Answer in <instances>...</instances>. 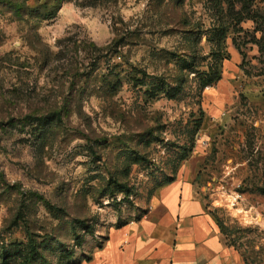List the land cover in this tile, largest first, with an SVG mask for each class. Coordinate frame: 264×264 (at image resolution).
Instances as JSON below:
<instances>
[{
  "label": "rangeland",
  "instance_id": "374dc122",
  "mask_svg": "<svg viewBox=\"0 0 264 264\" xmlns=\"http://www.w3.org/2000/svg\"><path fill=\"white\" fill-rule=\"evenodd\" d=\"M44 2L57 8L28 5ZM9 9L0 264H20L32 241L37 264H68L69 253L90 264L180 172L226 241L264 264V0H63L48 21Z\"/></svg>",
  "mask_w": 264,
  "mask_h": 264
},
{
  "label": "crops",
  "instance_id": "0c3cea01",
  "mask_svg": "<svg viewBox=\"0 0 264 264\" xmlns=\"http://www.w3.org/2000/svg\"><path fill=\"white\" fill-rule=\"evenodd\" d=\"M90 264H247L191 173L157 187L139 219L112 230Z\"/></svg>",
  "mask_w": 264,
  "mask_h": 264
},
{
  "label": "trees",
  "instance_id": "16d2710c",
  "mask_svg": "<svg viewBox=\"0 0 264 264\" xmlns=\"http://www.w3.org/2000/svg\"><path fill=\"white\" fill-rule=\"evenodd\" d=\"M62 1L63 0H57L58 4H57V8H55V9H52V7H50L48 5L49 4L48 2H44L43 4H38L37 7H31L30 5H28V0H25V2H21V3L19 2V0H0V5H2V6L4 5V6L9 7L10 8L9 10L12 11L13 13L17 14V15H19V14L21 15V13L25 12L24 14L27 13L30 16L36 17L38 20L48 21V20H53L56 17L57 12L59 10L58 8H59V6H61ZM246 1H254V0H246ZM152 91L155 92L153 89H152ZM168 95L174 96L175 95V88L169 89ZM54 113L55 114L52 115L50 118V120L52 121V124H53V125H50V130L52 128H54V126L57 122L61 121V116H59V114H57L60 112H54ZM44 118L45 117L36 118V117L28 116V118H26V121H28L27 119H29V120H43ZM17 122H21V121H17ZM174 180H175V175L168 178L166 181L162 182L159 186H163V185L168 184ZM131 192L132 191L130 189H127L126 190L127 196L130 195ZM144 212H145V210L143 211V213ZM140 216L137 219H139ZM128 223H129V221L123 222L120 225H118L116 228H120V227H122ZM218 223L220 224V222H218ZM84 226H85V229L87 231H89L91 229V226H89L88 224H86V225L84 224ZM220 227L222 228L221 224H220ZM77 239H78L79 244L83 245V239L78 234H77ZM41 248H42L41 245L36 243V241H32L31 242V248L29 249V252H28L26 258L20 264H37V262L39 261V258L43 256V252H42ZM92 256L93 255L89 256L84 261H88V262L91 261ZM66 259H67L68 264H82L83 263V259H77L76 254H74V253H69L67 255Z\"/></svg>",
  "mask_w": 264,
  "mask_h": 264
}]
</instances>
